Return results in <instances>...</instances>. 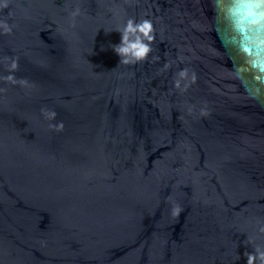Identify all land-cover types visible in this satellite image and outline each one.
I'll list each match as a JSON object with an SVG mask.
<instances>
[{
    "label": "clouds",
    "instance_id": "9594fccd",
    "mask_svg": "<svg viewBox=\"0 0 264 264\" xmlns=\"http://www.w3.org/2000/svg\"><path fill=\"white\" fill-rule=\"evenodd\" d=\"M5 7L7 5L5 4ZM230 15L237 19V27H240L241 22L247 23V31L251 32L248 35L246 32V39L249 42L242 48L243 52L250 57L251 67L257 69L259 72H264V0H234V5L229 9ZM4 30L7 33L11 32V28L6 24ZM242 32L245 31L243 27H240ZM121 34L120 42L112 45L115 53L120 57L119 64L136 65L141 61H146L149 54L152 52V42L156 39L152 21L150 19H143L139 22L129 18L122 28H118ZM251 45V47L249 46ZM253 48L256 51L253 53ZM17 67L16 62L13 61L12 68ZM186 70L181 71L179 75L181 77L186 76ZM11 80L12 77L9 76ZM257 79L264 83V77L258 76ZM196 76L193 73L192 82L194 83ZM176 86H180V81H176ZM207 113L202 110V115ZM56 116L55 112L47 113L49 120H54ZM50 128L56 132H62L64 129L63 122H57L50 124ZM182 209L176 207L173 209V215L179 217ZM264 231V228L261 229ZM246 264H256L259 259L260 264H264V251L256 250L253 252H245ZM239 259V257H238Z\"/></svg>",
    "mask_w": 264,
    "mask_h": 264
}]
</instances>
